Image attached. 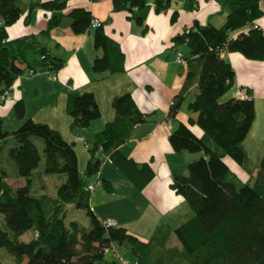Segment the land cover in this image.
I'll return each instance as SVG.
<instances>
[{"label":"trees","instance_id":"trees-1","mask_svg":"<svg viewBox=\"0 0 264 264\" xmlns=\"http://www.w3.org/2000/svg\"><path fill=\"white\" fill-rule=\"evenodd\" d=\"M68 1L32 3L25 22L29 23L31 11L39 7L52 12L45 28L37 34L9 39L7 27L21 17L24 7L20 0H0V105L7 102L1 96L8 92L11 97L15 81L25 72L32 75L46 68L51 78L64 66L66 58L52 54L47 42L50 31L65 21L75 34L92 33L93 46L100 52L92 61L94 73L123 72L124 54L105 33L102 22L93 26V15L82 7L61 13ZM172 1L112 0L114 10L128 11L129 18L139 23L142 21L137 11L148 2L160 13ZM260 1L220 0L221 11H227L221 27L195 23L188 33L184 30L172 39L174 47L186 45L189 49V55L183 56L189 70L182 91L195 83L188 123L197 125L203 135L197 137L181 122L170 134L169 143L175 153L200 154L188 164L185 174L175 173L170 179L171 189L184 198L191 215L173 228L157 226L147 241L122 226L105 227L90 206L94 189H86L91 184L88 178L99 172L105 159L139 190L154 177L149 163L135 162L119 150L131 138L133 127L145 120L130 93L114 97L113 117L95 134L90 147L79 137L90 155L84 176L75 143L65 140L49 124L25 117L23 99L13 104L15 117L22 121L18 127L5 128L0 115V247L14 256L15 264H122L112 245L125 247L126 253L121 256L136 264H264V153L257 165L245 168L248 155L243 146L255 120L254 101L234 95L221 101L235 83V71L222 57L224 53L264 59V33L258 25L253 27L255 19L263 15ZM177 15L175 11L171 20ZM247 28L246 33L243 30ZM238 30L240 33L233 37L231 34ZM65 111L72 118L71 128L88 129L101 117L95 96L88 91L69 93ZM177 111L174 103L171 119ZM37 141L43 146L44 173L65 178L54 196L34 190L33 172L42 159ZM8 143L11 147L6 151ZM100 150L103 158L96 155ZM226 158L249 172L248 180L242 181L229 168ZM12 178L24 179L23 185L12 186L8 182ZM101 183L112 192L108 180ZM69 205L85 210L88 225L77 219L66 223ZM29 231L34 233L32 238L22 240ZM172 235L178 243L173 244ZM107 248L110 251L105 252Z\"/></svg>","mask_w":264,"mask_h":264},{"label":"crops","instance_id":"crops-1","mask_svg":"<svg viewBox=\"0 0 264 264\" xmlns=\"http://www.w3.org/2000/svg\"><path fill=\"white\" fill-rule=\"evenodd\" d=\"M43 1L48 0H20L24 13L7 27L9 39L37 34L45 28L52 12L39 7L31 11L29 23L25 22L29 6ZM77 7L90 11L93 18L102 22L105 33L119 44L125 58L123 72L94 73L92 61L100 52L93 46L92 33L75 34L65 21L62 26L50 31L47 42L52 54L66 58L56 78H50L47 74L46 77L36 74L28 78L19 77L13 85L11 100L0 105V115L9 128L18 127L22 121L15 117L13 104L23 99L25 117L49 124L60 131L65 140L74 142L78 163L82 158L86 166L90 155L85 145L83 149L87 151L86 155L79 150L78 143L83 144L79 137L84 138L90 147L95 134L113 117L111 102L114 97L130 93L139 111L145 115V120L133 127L131 138L120 145L119 150L135 162L149 163L154 177L139 190L112 162L105 159L94 177L97 184L108 180L112 192L96 191L94 185L90 206L99 219L110 218L116 226H122L130 234L147 241L157 226L165 224L173 228L191 215L184 198L171 189L170 179L175 173L185 174L188 164L200 154L175 153L169 143L170 134L181 122L187 124L197 137L203 135L197 125L188 123L191 116L189 103L195 98V83L182 91L189 66L185 59L183 62L177 60V52L188 56L189 49L186 45L174 47L172 39L195 23L221 27L227 11H221L220 0H173L170 7L160 13H156L153 3L148 2L137 11L142 21L139 23L129 18L128 11L114 10L112 0H69L61 13L67 14ZM260 8L263 15L254 22L264 33V0L260 1ZM175 11L178 15L172 21L171 16ZM240 31L231 35L236 37ZM182 46L188 49V53L181 50ZM222 57L235 71V83L231 89L246 87L254 101L255 120L248 136L259 122H262V128L258 130L264 136V59H247L239 52H227ZM42 71L46 72V68ZM24 79L29 81L25 83ZM24 84L27 85L25 89ZM85 91L94 94L101 117L93 121L88 129L71 128L72 118L65 111L66 98L69 93ZM172 100L178 105L174 120L170 117ZM96 155L104 157L101 150ZM225 161L236 174L240 173L239 170L245 171L230 158ZM237 176L246 181L239 174ZM107 197L109 200H106ZM108 204H114L112 211L105 210ZM70 207L75 206L69 205L68 209Z\"/></svg>","mask_w":264,"mask_h":264},{"label":"rangeland","instance_id":"rangeland-1","mask_svg":"<svg viewBox=\"0 0 264 264\" xmlns=\"http://www.w3.org/2000/svg\"><path fill=\"white\" fill-rule=\"evenodd\" d=\"M181 50L184 51L185 53H188V49L185 46H182ZM42 70H43V68L40 71H38V73H35L36 74L35 76L46 77V72H43ZM20 77H21L20 79H22V77L28 78V77H30V75L27 72H25ZM28 81H29L28 79H26V80L24 79L25 83ZM25 86H27V85L24 84V89H25ZM24 92H25V90H24ZM30 93L31 92H29V95H30ZM233 94H234V90L230 89L221 98V101H225L226 99L230 98ZM9 123H10V121H9ZM258 124L259 125H256V127H255L256 131L255 130L252 131V134L247 136L245 138V140L243 141V146L245 147V149L247 151V155H248L246 163H245V168H249L251 166L253 167V166L257 165L258 162L260 161L263 153H264V136H263V133L258 130V129L262 128V126H261L262 122H259ZM5 128L9 129L7 122H5ZM37 143L40 146V153H41L42 159H41L39 166L33 172L34 190L38 194L45 192L51 196H54L56 194L57 186L60 185L64 181L65 178L63 175H60V174L47 175L44 173L43 146H42V143H40V141L39 142L37 141ZM80 144H82V143H80V142L78 143L79 150L83 151L84 154L86 155L87 151L85 149H83L84 144H82V145H80ZM9 147H11V144L8 143L6 145V151L9 149ZM84 163H85V160L83 161L82 158H80L79 169H80V172L83 174V176H84V168H85ZM239 171H240V173H237V174H239V176H241L243 179L248 180V178L250 177V175H249L250 173L247 171H241V170H239ZM23 180L24 179H22V178H12V179H8V182L10 184H12V186H18V185H23V183H24ZM88 181L96 183L95 177L88 178ZM95 188H96V191L100 190V191L106 192L104 186L101 183H98V184L96 183ZM92 196H93V194H92ZM92 196H91V198H92ZM106 200H109V197H107ZM113 200H115V199H113ZM113 207H114V204H108V206L107 205L105 206V210L109 211ZM73 219H77L78 221H80L81 223H83L85 225H88V223H89V217L86 215L84 209H77L76 207H70L65 221H66V223H68L69 221H71ZM0 223H1V220H0ZM33 234L34 233L32 231H29V232H27L26 235L22 236L21 239L24 241H28L29 239L32 238ZM172 242L178 243V241H176V238L174 235H172ZM118 250L122 254L126 253L125 247L118 246ZM0 261L2 263H8V264H15L16 263L14 256L11 253H9L5 247H0ZM23 263H26V259L23 261Z\"/></svg>","mask_w":264,"mask_h":264},{"label":"built area","instance_id":"built-area-1","mask_svg":"<svg viewBox=\"0 0 264 264\" xmlns=\"http://www.w3.org/2000/svg\"><path fill=\"white\" fill-rule=\"evenodd\" d=\"M0 24H1V21H0ZM92 24H93V26H99V25L101 24V21H100L99 19H97V18H94L93 21H92ZM253 27H257V24L254 23V24H253ZM191 29H192L191 27L186 28V29H185V32L188 33ZM243 31L247 33V32L249 31V28L244 29ZM177 60H178V61H182V62L184 61V58H183V55H182L181 52H177ZM51 78L55 79V78H56V75H51ZM234 96H235L236 98H238V99H247V100H249V99L252 98V97H251V94L249 93V91H248V89H247L246 87H238V88H236V89L234 90ZM10 98H11V97H10V95H9L8 92H5V93L1 96V99L6 100V101H9ZM174 103H175V101L172 100V101L170 102V105L173 106ZM86 189H87L89 192H92L93 189H94V184H93V183L89 184V185L86 187ZM99 220H100V222H101L105 227H111V226L115 225V222H114L112 219H110V218L99 219ZM117 249H118V248H117L116 245H112V249H111V250L116 252V254H117V256L119 257V259H120V261L122 262V264H136V262L132 263V262L126 260L124 257H122L121 254H120L119 252H117ZM108 251H110V249L107 248V249L105 250V252H108Z\"/></svg>","mask_w":264,"mask_h":264}]
</instances>
